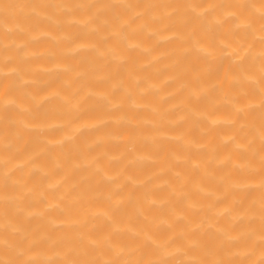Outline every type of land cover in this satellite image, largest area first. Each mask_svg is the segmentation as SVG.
<instances>
[{
    "label": "bare ground",
    "instance_id": "bare-ground-1",
    "mask_svg": "<svg viewBox=\"0 0 264 264\" xmlns=\"http://www.w3.org/2000/svg\"><path fill=\"white\" fill-rule=\"evenodd\" d=\"M0 264H264V0H0Z\"/></svg>",
    "mask_w": 264,
    "mask_h": 264
}]
</instances>
